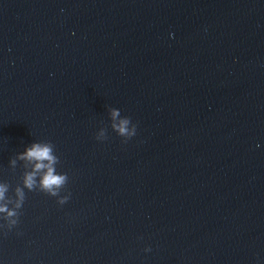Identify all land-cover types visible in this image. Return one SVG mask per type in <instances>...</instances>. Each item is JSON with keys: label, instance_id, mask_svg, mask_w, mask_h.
<instances>
[{"label": "water", "instance_id": "water-1", "mask_svg": "<svg viewBox=\"0 0 264 264\" xmlns=\"http://www.w3.org/2000/svg\"><path fill=\"white\" fill-rule=\"evenodd\" d=\"M33 141L68 179L25 189L3 264H264V0H0L9 195Z\"/></svg>", "mask_w": 264, "mask_h": 264}, {"label": "clouds", "instance_id": "clouds-1", "mask_svg": "<svg viewBox=\"0 0 264 264\" xmlns=\"http://www.w3.org/2000/svg\"><path fill=\"white\" fill-rule=\"evenodd\" d=\"M111 127L117 136L123 137L124 141L134 137L137 132V125L132 124L127 117H120V111L112 108L110 111ZM101 131L95 139L100 140ZM17 159L25 162L26 170L23 172L22 181L12 190L9 195L10 186L8 183L0 181V230H12L18 223V209L23 206L25 200V189L32 191L34 188L46 192L50 196H59L60 189L67 182L66 173L57 170L58 157L55 154L51 143L33 141L24 147L22 152L17 153ZM15 164V161H11ZM70 199V195L60 197L58 203L65 204ZM11 205V207H10ZM151 249L146 247L145 252ZM0 264H3L0 261Z\"/></svg>", "mask_w": 264, "mask_h": 264}]
</instances>
